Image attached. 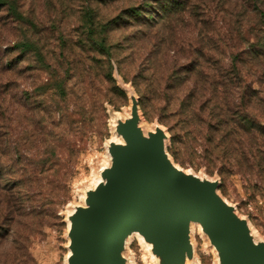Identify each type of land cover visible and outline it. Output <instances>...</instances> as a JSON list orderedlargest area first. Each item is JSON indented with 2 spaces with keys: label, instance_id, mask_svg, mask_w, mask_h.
Returning <instances> with one entry per match:
<instances>
[{
  "label": "rangeland",
  "instance_id": "374dc122",
  "mask_svg": "<svg viewBox=\"0 0 264 264\" xmlns=\"http://www.w3.org/2000/svg\"><path fill=\"white\" fill-rule=\"evenodd\" d=\"M185 1L186 10L181 14L174 9L162 24L141 26L137 32L130 28L113 33L114 40L121 42L116 58L122 72L115 58L113 78L125 93L122 97L113 93L114 82L107 83L103 71L89 73L83 67L84 52L77 45L88 37L89 7L97 10L96 19L103 25L130 7L157 0H0V162L9 168L7 177L23 178L24 186L35 159L43 151V131L57 133V126L69 125L60 121L58 109L69 106L70 112L77 111L71 125L74 127L51 152L58 157L51 155L53 168L47 179L50 187H55L51 191L38 186L34 189L35 204L28 202L27 209H22L15 234L0 237V264H66L67 214L75 205L84 203L85 190L94 185L95 176H100V170L110 162L107 145L115 133L118 112L130 110V85L139 98L144 130L164 127L170 136L168 151L175 163L218 180L219 193L249 221L256 238L264 240V169L250 165V153L236 155L228 166L206 158L200 149L205 143L203 137L196 150L179 142L175 158L174 126L169 123L166 109V99L183 96L186 85L180 87L183 91L173 88L167 93L166 82L174 78L177 64L187 62L193 50L205 52L206 63H229L234 54L255 45L257 34L264 33L260 12H264V0ZM24 45L27 50H23ZM72 66L76 67L73 72ZM257 66L256 78H263L264 55ZM152 72L159 75L164 89L153 99L145 96L144 86L140 87L142 74ZM252 76L244 73L243 86ZM59 77H67V95L57 91ZM202 129V135L210 139L206 137L210 132L205 126ZM222 140L213 138L214 143H223ZM239 159L250 162L241 165ZM27 164L31 166L26 168ZM20 189L17 188L25 193ZM195 225V258L188 264H219L215 248ZM124 254L128 264H157L148 245L135 235L128 239Z\"/></svg>",
  "mask_w": 264,
  "mask_h": 264
},
{
  "label": "water",
  "instance_id": "95a60500",
  "mask_svg": "<svg viewBox=\"0 0 264 264\" xmlns=\"http://www.w3.org/2000/svg\"><path fill=\"white\" fill-rule=\"evenodd\" d=\"M127 87L130 113L113 125L122 140L109 141L110 162L99 182L67 214L66 264H128L124 253L135 234L157 264H188L195 258L194 224L215 248L219 264H264V240L219 193V181L175 163L169 134L161 125L144 130L138 95Z\"/></svg>",
  "mask_w": 264,
  "mask_h": 264
},
{
  "label": "trees",
  "instance_id": "16d2710c",
  "mask_svg": "<svg viewBox=\"0 0 264 264\" xmlns=\"http://www.w3.org/2000/svg\"><path fill=\"white\" fill-rule=\"evenodd\" d=\"M141 4L124 10L119 15L106 20L103 25L96 19L97 10L89 7L88 37L77 45V49L81 48V52H84L85 60L82 63L85 71L89 73L93 70L96 73L103 71L105 81L114 82L113 93L122 97H125V93L122 88L116 86L113 78L115 67L113 60L117 57L121 42L114 40L113 33L130 28H134L133 32H137L141 26L162 24L174 9L181 11L179 12L181 14L186 10L185 0H175V4L172 0ZM260 12L264 19V12L262 10ZM98 27L102 30H98ZM256 38L255 45L247 46L242 53L234 54L229 63L217 59L213 64L206 63L204 62L206 53L193 50L187 62L177 64L174 78L166 82L167 93L173 88L183 91L180 87L186 84L183 96L180 95L175 100L169 97L166 99V109L169 110L168 115H170L168 122L174 126L172 154L175 158L180 151L179 142L184 141L196 150L199 139L203 137L205 143L203 142L200 149L206 158L218 160L222 165L228 166L234 159L236 160V155L250 153L253 157L250 165L264 169V74L263 78H256L258 59L264 55V33L259 32ZM26 46L24 45L23 50H27ZM115 60L118 63V70L122 72L121 62L117 58ZM77 67L81 69L79 65ZM74 69H76L74 66L70 68L72 72L75 71ZM244 73L246 76L253 75V78L246 81L245 86L241 83ZM141 79L140 87L144 86L143 90L147 97L153 99L155 94L164 90L159 75L155 72L144 73ZM67 83V77H59L56 80V88L60 94L67 95ZM174 103L176 106H173ZM76 113L74 109L70 112L69 106L67 109L62 107L58 109V114L61 115L60 121H66L69 125L57 126V133L50 134L43 131L41 138L43 151L41 156L35 159L32 174H28L24 186L21 185L23 178H8L9 168L4 167L0 162V237L13 235L15 223L19 221L18 217L23 216L20 213L22 209H27L28 202L35 204L34 189L37 186L48 188L50 191L55 187H50V181L47 179L48 172L53 168L51 155H57L51 152H55L61 140L67 138V134L74 127L71 125ZM202 126L210 132V135L206 136L210 139L207 140L202 135ZM215 136L222 138L223 143H214ZM243 160L239 159L238 162L241 165L245 161L250 162L249 159ZM26 166L29 168L31 164ZM21 187L26 190L23 194L20 191ZM31 206L33 209V205Z\"/></svg>",
  "mask_w": 264,
  "mask_h": 264
},
{
  "label": "bare ground",
  "instance_id": "6f19581e",
  "mask_svg": "<svg viewBox=\"0 0 264 264\" xmlns=\"http://www.w3.org/2000/svg\"><path fill=\"white\" fill-rule=\"evenodd\" d=\"M129 113H130V110L127 109V110H126L125 112H123V113L118 112V116H119V117H121V116L125 117V116H128ZM118 116H117V117H118ZM111 140H114V141H121L122 138L119 137L118 134L115 132ZM186 170H187V169H186ZM187 171H190V170H187ZM93 177H94V176H93ZM99 180H100V176H99V175H98V176H95V179H94L93 184L95 185L97 182H99ZM82 197H83V199H84V195H83ZM195 226L199 227V229H200V225H199V224H196ZM193 227H194V225H193ZM135 236H138V237L142 240V237H141L140 235L135 234ZM69 253H70V252H69ZM69 253H68V254H69Z\"/></svg>",
  "mask_w": 264,
  "mask_h": 264
}]
</instances>
